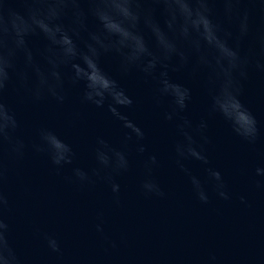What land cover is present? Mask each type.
Listing matches in <instances>:
<instances>
[{
	"label": "clouds",
	"instance_id": "clouds-1",
	"mask_svg": "<svg viewBox=\"0 0 264 264\" xmlns=\"http://www.w3.org/2000/svg\"><path fill=\"white\" fill-rule=\"evenodd\" d=\"M257 6L264 11V0H0V264H28L5 217L11 166L31 152L46 156L59 172L76 157L72 144L53 128L41 126L32 141L21 135L19 116L7 101L10 89L33 104L51 101L62 106L70 87L80 86L81 105L107 107L126 130L124 148L98 136L96 167L91 172L74 167L69 182L85 186L103 181L119 203L118 177L132 167L127 143L134 142L140 156L147 151L145 131L126 111L134 101L103 71V56H114L122 75L135 71L145 83H153L155 103L166 104L164 119L174 121L181 138L173 146L175 163L188 176L196 198L208 204L209 186L220 199H231L205 145L211 143L210 120L217 117L243 142L254 145L262 138L255 115L240 99L250 70L264 73V28L254 23ZM181 72L197 82L206 97L205 115L195 122L184 115L193 90L172 76ZM186 160L204 166L203 181L185 167ZM159 166L154 154L143 160L139 187L145 196L166 195L154 175ZM255 174L264 176V167H256ZM257 187L264 184L257 182ZM240 199L244 202L243 196ZM102 225H96L101 235ZM42 235L50 252L62 255L60 240ZM110 243L117 247L115 241ZM203 264H219L218 258L210 255Z\"/></svg>",
	"mask_w": 264,
	"mask_h": 264
},
{
	"label": "water",
	"instance_id": "water-1",
	"mask_svg": "<svg viewBox=\"0 0 264 264\" xmlns=\"http://www.w3.org/2000/svg\"><path fill=\"white\" fill-rule=\"evenodd\" d=\"M254 23L257 29L264 28V11L259 6ZM100 65L132 97L133 107L126 111L146 133L143 156L137 154L134 142L127 143L132 167L118 177L119 203L103 181L81 186L67 179L74 167L89 172L96 167L93 149L98 136L115 147H125L126 130L107 107L81 105L80 86L70 87L69 100L62 106L51 101L33 104L12 89L7 95L26 140H36L37 130L46 126L76 152L73 164L59 172L46 156L31 152L10 168L5 184L10 207L5 217L28 264H203L213 254L219 264H264V188L257 187V182L264 184V176L255 174L256 167H264V73L250 70L240 97L261 127L262 138L256 144L241 141L219 117L210 120L211 143L205 147L212 165L224 176L231 199H220L206 186L209 203L202 204L175 163L173 146L181 138L174 121L164 119L169 110L166 104L155 103L153 83H145L135 71L122 75L112 55L103 56ZM172 76L192 88L193 101L184 115L198 121L205 115L203 91L186 73ZM152 154L160 162L154 175L166 193L163 198L145 196L139 187L143 160ZM184 164L192 175L202 181L206 178L199 161ZM101 221L103 235L96 231ZM43 233L60 240L62 255L50 252Z\"/></svg>",
	"mask_w": 264,
	"mask_h": 264
}]
</instances>
